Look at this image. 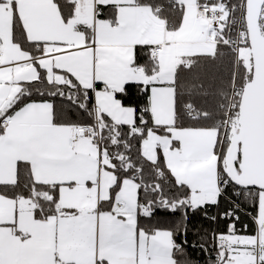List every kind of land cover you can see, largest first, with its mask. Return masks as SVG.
Returning a JSON list of instances; mask_svg holds the SVG:
<instances>
[{"label": "snow or ice", "instance_id": "1", "mask_svg": "<svg viewBox=\"0 0 264 264\" xmlns=\"http://www.w3.org/2000/svg\"><path fill=\"white\" fill-rule=\"evenodd\" d=\"M189 248L264 264V0H0V264Z\"/></svg>", "mask_w": 264, "mask_h": 264}, {"label": "trees", "instance_id": "2", "mask_svg": "<svg viewBox=\"0 0 264 264\" xmlns=\"http://www.w3.org/2000/svg\"><path fill=\"white\" fill-rule=\"evenodd\" d=\"M230 207V205L222 201L220 209H211L210 215H217L218 212L224 210L225 208ZM240 221L238 222V228L243 230V225L245 223L249 224V231H251V222L248 218V216L245 214V207L242 204L241 210H240ZM159 220L161 223V226H170L171 221L174 219L171 216H165L164 213L159 214ZM228 221L226 220H220L217 219L216 223H212L211 221L204 218L203 214H194L190 215L189 217V231H188V240L189 242H192L194 240H198L200 236H204L206 233H210L213 230L216 231H224L226 230ZM189 254L191 255L193 261L196 262V264H205L206 257L203 253L199 252L196 249L189 248Z\"/></svg>", "mask_w": 264, "mask_h": 264}]
</instances>
